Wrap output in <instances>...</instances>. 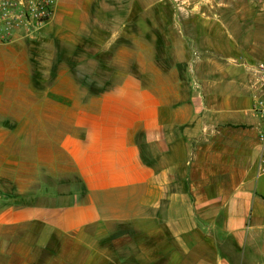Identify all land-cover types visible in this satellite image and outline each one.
<instances>
[{
  "label": "crops",
  "instance_id": "1",
  "mask_svg": "<svg viewBox=\"0 0 264 264\" xmlns=\"http://www.w3.org/2000/svg\"><path fill=\"white\" fill-rule=\"evenodd\" d=\"M79 6L59 0L51 25L73 35ZM161 50L132 37L91 91L0 40V264H102L98 239L123 236L125 264H264L258 61L201 53L175 24Z\"/></svg>",
  "mask_w": 264,
  "mask_h": 264
},
{
  "label": "rangeland",
  "instance_id": "2",
  "mask_svg": "<svg viewBox=\"0 0 264 264\" xmlns=\"http://www.w3.org/2000/svg\"><path fill=\"white\" fill-rule=\"evenodd\" d=\"M14 1L16 19L0 20V36L10 33L9 39L21 38L30 50L34 71L51 59L55 68L65 67L73 78L96 90L110 85L108 76L117 65L119 47L137 36L152 39L161 52L166 28L174 24L201 53L226 57L229 49L228 57L238 63L264 58V0H76L80 6L71 22L76 27L73 35L51 25L54 10L36 26L26 13L34 4L39 6L38 0ZM121 229V235L126 234ZM129 239H98V246L106 250L100 255L102 264H125L126 249L134 245ZM113 250L119 252L111 254Z\"/></svg>",
  "mask_w": 264,
  "mask_h": 264
},
{
  "label": "built area",
  "instance_id": "3",
  "mask_svg": "<svg viewBox=\"0 0 264 264\" xmlns=\"http://www.w3.org/2000/svg\"><path fill=\"white\" fill-rule=\"evenodd\" d=\"M39 6L30 7L27 15L34 20L37 26L42 24L52 13L55 0H38ZM32 2V1H31ZM14 0L0 1V20H15L12 15V9L16 7ZM32 4V3H31ZM34 26V25H33ZM7 29V28H6ZM9 28L8 31L9 32ZM10 33L0 36V40H8ZM251 77L249 78V89L254 98L252 111L258 115L264 125V58L251 66ZM258 139L260 142V153L257 161V173L264 174V126L259 132Z\"/></svg>",
  "mask_w": 264,
  "mask_h": 264
},
{
  "label": "trees",
  "instance_id": "4",
  "mask_svg": "<svg viewBox=\"0 0 264 264\" xmlns=\"http://www.w3.org/2000/svg\"><path fill=\"white\" fill-rule=\"evenodd\" d=\"M52 68L53 69H56L55 67H54V62H52ZM71 74V73H70ZM73 77V76H72ZM34 79H33V81H34V83H39L38 81H37V78H36V76H34L33 77ZM74 80L79 84V85H81V86H83V87H85V88H87V89H89V90H91V91H98V90H96V89H92L91 87H88V86H86V85H84L82 82H80L79 80H77V79H75L74 78ZM99 90H102V89H99Z\"/></svg>",
  "mask_w": 264,
  "mask_h": 264
}]
</instances>
